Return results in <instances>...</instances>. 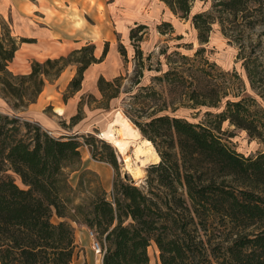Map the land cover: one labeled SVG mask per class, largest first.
Returning a JSON list of instances; mask_svg holds the SVG:
<instances>
[{
	"label": "trees",
	"instance_id": "trees-1",
	"mask_svg": "<svg viewBox=\"0 0 264 264\" xmlns=\"http://www.w3.org/2000/svg\"><path fill=\"white\" fill-rule=\"evenodd\" d=\"M159 1L185 18L194 0ZM213 1L219 19L225 15L249 28L255 26L250 21L253 11L264 3ZM208 19V14L193 17L201 45L208 42ZM144 28L137 26L138 31ZM135 34L132 29L130 38ZM24 42L29 41L17 42L5 29L0 36L1 93L13 101L15 110L34 103L46 82L75 65L76 74L63 96L66 102L81 90L86 70L103 61L108 47L105 44L97 59L94 46L88 44L67 56L33 62L29 74L15 76L7 67ZM121 54L125 56L122 47ZM136 55L140 58L139 50ZM255 60L250 77L255 74L264 82V72L258 71L263 61ZM175 70L166 72L164 80L184 84ZM122 81V77L97 80L103 109L119 97ZM142 90L155 95L152 89ZM246 102L229 103L220 120L262 138ZM128 119L152 144L159 162L147 167L143 187L127 176L114 180L110 197L95 173L81 171L78 189L87 174L96 177L99 185L89 191L87 200L75 204L66 195L72 187L65 172L74 166L78 168L72 172L80 169L81 146L89 148L93 160L118 174L116 152L104 143L98 148L93 137L84 138L83 144L75 137L54 139L37 125L0 114V264H71L76 251L71 223L94 233L101 264H150L151 244L158 250L160 264H264V154L244 157L208 128L183 119L167 115H154L146 122ZM81 120L79 103L70 122L76 125ZM8 173L18 177L21 186ZM53 216L59 222H53Z\"/></svg>",
	"mask_w": 264,
	"mask_h": 264
},
{
	"label": "rangeland",
	"instance_id": "rangeland-1",
	"mask_svg": "<svg viewBox=\"0 0 264 264\" xmlns=\"http://www.w3.org/2000/svg\"><path fill=\"white\" fill-rule=\"evenodd\" d=\"M50 2L57 9L65 10L62 0ZM66 4L69 3L66 1ZM86 5L84 9L87 13L86 27L91 29V32L87 31L84 35L85 42L82 47L88 44H94L95 48L99 47L101 53L99 59L105 44H108L107 54L101 63L90 66L84 74L86 91L78 96L77 105L78 108L80 103L82 120L76 125H73L70 122L71 118L68 117L65 122L58 121L53 117L52 108H48L47 116L57 121L60 126L54 134H49L40 127L42 132L54 139L75 137L82 144L84 138L93 137L98 148L102 143L109 145L116 152L119 168L118 174L115 172L112 174L113 182L119 178L124 180L127 176L137 187L144 186L147 167L157 163L154 160H148L143 165L139 163L136 148L141 146L148 154L149 147L143 143L145 139L128 116L140 122H146L154 115L183 119L208 128L231 150L244 157L253 158L264 154V82H260V78L255 74L250 77L256 58L260 57V61H263L258 71L264 72V3L253 11L250 21L253 23L251 26H255L252 28L240 20H233L225 15L222 20L219 19V13L215 8L216 2L213 0H194L185 18L174 15L171 11L168 13L169 9L159 0L147 3L145 7L132 6L127 0H101L99 5L92 0ZM95 6L96 12L92 13L91 9ZM150 12L152 21L148 18ZM197 14L210 15L208 42L204 45L199 43L198 30L193 26V17ZM48 15L51 21L57 19L62 22L65 19L61 11L57 13L54 10ZM34 20L42 21L38 17H34ZM137 26L145 28L138 31ZM3 29L9 33L4 24ZM132 29L136 32L134 39L130 38ZM121 47L125 56L121 54ZM137 50L141 53L140 58L136 55ZM47 59L33 58L19 61L18 64L16 61L14 66L25 70L29 65L31 70L33 62L42 63ZM14 66L12 64L11 68L14 69ZM76 69L75 65L66 68L69 75L72 71L73 76ZM173 70L182 75L184 84L164 80V74ZM11 73L15 76L27 75L13 71ZM100 77L107 81L117 77H122L123 80L119 97L112 100L106 109L102 108L103 104H99L101 95L97 88V80ZM93 84L96 93L90 92ZM142 88L152 89L155 95L147 94ZM66 90L63 91V96ZM0 98L9 105L5 113L0 114L10 118L16 117L24 122L25 116L22 112L26 108L15 110L13 101L3 97L1 87ZM242 99L247 101L245 105L254 115V125L262 138L251 137L247 131L234 127L229 121L220 120V115L225 113L229 103ZM116 113L129 120L132 128L139 131V136L129 144L124 153L118 152L112 143L101 137V133L111 130L115 137L122 138L119 128L113 124ZM85 147L89 149L83 144L80 154L84 152ZM76 167L66 170L68 178L71 170ZM138 171L141 172V176L137 179L135 172ZM8 174L21 186L18 177ZM82 180L81 188L71 186L72 189L66 191V195L75 201V204L87 200L90 196L89 191L96 190L99 185L98 179L90 174L84 176ZM52 221L58 222L59 219L53 216ZM71 226L74 229L76 244L71 264L85 262L92 264V260L96 258L102 261V253L96 254L92 250V241L88 234L82 231L81 226L74 223H71ZM148 254L150 264H160L159 253L154 244L148 248Z\"/></svg>",
	"mask_w": 264,
	"mask_h": 264
},
{
	"label": "crops",
	"instance_id": "crops-1",
	"mask_svg": "<svg viewBox=\"0 0 264 264\" xmlns=\"http://www.w3.org/2000/svg\"><path fill=\"white\" fill-rule=\"evenodd\" d=\"M50 1L52 0H0V36L3 34L2 27L4 24L7 26L11 37L18 41L20 39H27L29 41L18 44L14 57L8 66L10 72L13 71L22 74H28L30 72L29 65L25 70L18 68L17 65L14 66L16 61L18 64L19 61H28L33 58L55 59L65 56L74 50H79L85 42L84 35H86L87 31L89 33L91 32V29H87L86 27L85 16L87 13L84 9L87 7L86 3L92 0H62L65 5V10L57 9ZM66 1L69 3L68 5ZM93 1L96 5H99L101 2V0ZM127 1L132 6L143 5V7L147 3L153 2V0ZM54 10L57 13L61 11L65 17L62 22H59L57 19H52L51 21L48 18V14ZM91 10L92 13H95L96 6ZM168 13H170V10H168ZM151 14L150 12V16H148L150 21H152ZM88 15L92 17L89 12ZM34 17H38L42 21L37 22L34 20ZM99 50V47L95 48L94 46V56L97 59L101 54ZM12 64L15 67L14 69L11 68ZM73 77L72 71H70L69 75L65 69L57 80L46 83L36 101L22 112L25 117L24 119L21 118V120L23 119L24 121L36 124L49 134L56 133L60 125L57 121L47 116L46 109L52 108L53 117H56L58 121L62 122H65L66 117L72 118L75 116V113H77L78 96L86 91L84 89L86 76L81 90L65 102L63 101V91L67 89ZM90 92L96 93L94 91V84ZM4 101L0 98V113H5L7 106H9ZM84 149V152H81L80 169L71 172L68 178L71 184L70 186H77L80 172L88 170L99 177L103 190L110 196L113 187V169L106 163L93 160L89 149L86 147ZM81 229L88 234L89 229L84 226H81Z\"/></svg>",
	"mask_w": 264,
	"mask_h": 264
},
{
	"label": "bare ground",
	"instance_id": "bare-ground-1",
	"mask_svg": "<svg viewBox=\"0 0 264 264\" xmlns=\"http://www.w3.org/2000/svg\"><path fill=\"white\" fill-rule=\"evenodd\" d=\"M113 124H115L119 128L118 131L122 135V138L115 137V134L111 130L101 133V137L104 140L112 143L113 146L118 150V152L124 153L128 148L129 144L133 140H135L136 137L139 136V131L137 129H133L129 120L122 118L120 113H116ZM143 143H145L149 147L148 148L149 153L146 154L147 151H145L141 146L140 147L138 146L136 148V156L137 157L139 156L138 157L139 163L143 165L148 160H154L156 163H158L160 159L159 156L156 154L155 150L152 151L153 150L152 144L147 140L143 141ZM143 155L145 157H143ZM135 176L137 179L140 178L141 172L139 171L135 172ZM92 264H101V260L96 258L92 260Z\"/></svg>",
	"mask_w": 264,
	"mask_h": 264
},
{
	"label": "built area",
	"instance_id": "built-area-1",
	"mask_svg": "<svg viewBox=\"0 0 264 264\" xmlns=\"http://www.w3.org/2000/svg\"><path fill=\"white\" fill-rule=\"evenodd\" d=\"M88 235H89V237H90V239L92 241V243H91L92 250L96 254H100L101 253V248H100L99 244L97 243V241L94 239V233L89 231Z\"/></svg>",
	"mask_w": 264,
	"mask_h": 264
}]
</instances>
